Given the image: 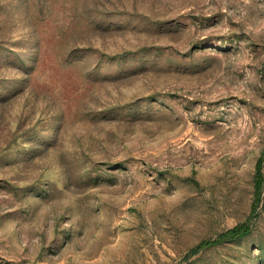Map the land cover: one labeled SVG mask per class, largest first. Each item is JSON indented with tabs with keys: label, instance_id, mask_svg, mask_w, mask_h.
<instances>
[{
	"label": "rangeland",
	"instance_id": "obj_1",
	"mask_svg": "<svg viewBox=\"0 0 264 264\" xmlns=\"http://www.w3.org/2000/svg\"><path fill=\"white\" fill-rule=\"evenodd\" d=\"M0 264H264V0H0Z\"/></svg>",
	"mask_w": 264,
	"mask_h": 264
},
{
	"label": "trees",
	"instance_id": "obj_2",
	"mask_svg": "<svg viewBox=\"0 0 264 264\" xmlns=\"http://www.w3.org/2000/svg\"><path fill=\"white\" fill-rule=\"evenodd\" d=\"M261 188H262V177H261V173H260V162H259V163H257V167H256L255 175H254V195H255L254 200H255V204L252 207L253 212H254V210L258 204V201H259V194H260ZM249 231H250V226H249L248 222L235 225L232 228L225 230L223 233H221L214 240H211L209 242L202 241L201 243L196 245L192 251H198V249H200L202 247L213 245V244H219L222 242H229V241L241 239V238L245 237L249 233Z\"/></svg>",
	"mask_w": 264,
	"mask_h": 264
}]
</instances>
